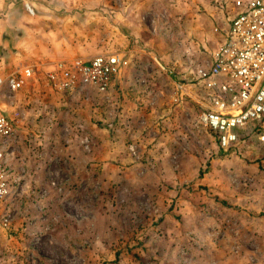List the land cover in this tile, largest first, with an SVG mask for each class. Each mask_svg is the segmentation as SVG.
<instances>
[{
	"label": "rangeland",
	"instance_id": "1",
	"mask_svg": "<svg viewBox=\"0 0 264 264\" xmlns=\"http://www.w3.org/2000/svg\"><path fill=\"white\" fill-rule=\"evenodd\" d=\"M229 1L41 0L50 19L27 41L67 51L35 57L20 90L0 86L11 127L0 264H264L260 132L248 123L223 148L197 120L195 70ZM12 46L0 45L1 77L34 58ZM106 52L127 59L106 92L48 86L51 62Z\"/></svg>",
	"mask_w": 264,
	"mask_h": 264
},
{
	"label": "built area",
	"instance_id": "2",
	"mask_svg": "<svg viewBox=\"0 0 264 264\" xmlns=\"http://www.w3.org/2000/svg\"><path fill=\"white\" fill-rule=\"evenodd\" d=\"M229 2L224 35L209 61L200 64L194 74L205 100L197 120L215 133L223 148L231 146L238 129L248 123L264 141V0ZM126 65L127 59L117 52L95 54L86 60L64 58L52 63L45 78L55 92L86 95L94 90L102 94ZM32 75V68L23 67L0 76V86L16 92ZM10 134V124L0 110V202L9 193L4 149Z\"/></svg>",
	"mask_w": 264,
	"mask_h": 264
},
{
	"label": "crops",
	"instance_id": "3",
	"mask_svg": "<svg viewBox=\"0 0 264 264\" xmlns=\"http://www.w3.org/2000/svg\"><path fill=\"white\" fill-rule=\"evenodd\" d=\"M43 1L47 5L52 3L49 2V0ZM55 2L56 1L53 3L56 4ZM42 4L41 0H0V45H13L12 47L14 48L17 56H25L27 53H32L31 55L34 54V58L30 61L31 63H29V65L22 66V68H32L30 65L38 64L36 63L37 61H35V57H37L36 60H41L42 56L56 58L60 56L62 51H67L66 49L59 50L58 48L42 50V46L37 45L39 47H35L34 44V47H32L30 42L27 41V38L43 36L41 24L45 21V19H50L48 15L40 13L37 10L38 8L36 7ZM26 5L30 8L29 10ZM36 22L39 23L38 26L36 25ZM3 62L4 59L0 57V64ZM52 63L53 62L49 64L48 68L51 67Z\"/></svg>",
	"mask_w": 264,
	"mask_h": 264
},
{
	"label": "trees",
	"instance_id": "4",
	"mask_svg": "<svg viewBox=\"0 0 264 264\" xmlns=\"http://www.w3.org/2000/svg\"><path fill=\"white\" fill-rule=\"evenodd\" d=\"M185 188H182L181 190H180V192H191L192 194H194L195 193V191H193V189L191 188V187H189V186H184Z\"/></svg>",
	"mask_w": 264,
	"mask_h": 264
}]
</instances>
